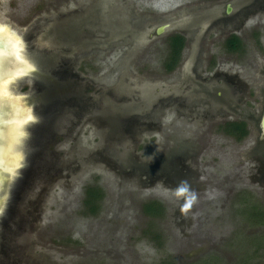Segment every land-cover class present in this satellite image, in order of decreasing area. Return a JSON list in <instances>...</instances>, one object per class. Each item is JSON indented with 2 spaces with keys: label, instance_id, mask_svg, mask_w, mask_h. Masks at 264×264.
Returning <instances> with one entry per match:
<instances>
[{
  "label": "rangeland",
  "instance_id": "obj_1",
  "mask_svg": "<svg viewBox=\"0 0 264 264\" xmlns=\"http://www.w3.org/2000/svg\"><path fill=\"white\" fill-rule=\"evenodd\" d=\"M8 1L0 0L4 9L0 23L9 22ZM140 1L143 5L138 4L137 11L144 14L137 15L131 25L137 28L148 18L154 21L158 13H174L198 0ZM23 6L22 17L10 29L20 37L30 9L27 3ZM257 14L264 19V9ZM78 26L77 38H70L62 50L64 65L69 67L62 76L76 80L75 88L71 86L75 105L62 109L58 121L44 123L38 110L32 123L33 113L27 108L28 118L20 128L32 125L25 140L30 142L31 129L39 126L36 130L41 128L45 141L39 154H25V167L18 169L13 180L18 179L16 197L6 202V209L12 211L5 216L4 210L0 216V224L7 217L9 227L0 225V264H194L208 258L212 259L201 264H236L252 251L257 252V260H248V264H264V248L257 246L264 247V227L237 216L238 204L232 203L242 187L240 168L231 165L233 159L225 162L210 152L199 158L194 150H187L197 125L187 117V87L180 92L178 87L175 91L163 88L157 98L151 94L155 88L150 86L165 79L158 63L162 55H153L154 47L164 48L160 41L139 48L126 37L116 42L122 44L119 51L107 53L100 40L106 37L102 27L96 23ZM239 32L241 37L246 33ZM45 38L38 41L36 50L45 48L50 39ZM21 62L31 69L24 59ZM24 75L11 85L12 89L16 84L12 93L19 101L40 94V85L33 86L32 79ZM91 84L100 86L94 91ZM66 86L67 81L62 92ZM58 89L49 101L63 97ZM38 107L41 113L43 108ZM190 155L194 157L189 159ZM0 169L7 175L6 167ZM182 180L189 182L197 196L186 214L180 211L183 199L174 194ZM255 181L260 195L264 186L257 185L258 178ZM92 183L103 193L95 216L86 215L81 207L84 189ZM226 191L229 201H223ZM154 200L163 205V219L142 212L143 205ZM150 233H158V243ZM247 235L255 239L253 244Z\"/></svg>",
  "mask_w": 264,
  "mask_h": 264
},
{
  "label": "flooded vegetation",
  "instance_id": "obj_2",
  "mask_svg": "<svg viewBox=\"0 0 264 264\" xmlns=\"http://www.w3.org/2000/svg\"><path fill=\"white\" fill-rule=\"evenodd\" d=\"M25 3L30 6L29 13H25L29 18L23 24L25 31L20 37L10 29L14 27L13 24L16 25L19 15L22 17V7L24 9ZM138 4L143 5L140 0H88V3L84 0L8 1L6 11L9 22L0 23V36L7 40L9 38V41H19L22 47L20 57L31 66L30 71H25L22 77L31 78L33 86L40 85V94L37 96L21 97L23 105L26 109L29 108L34 116L35 110L39 111L41 108L38 106H41L43 111L36 112L42 117L43 123L50 122L51 119L53 122L58 121L61 119L62 109H72L75 105V99L71 98V86L75 88L76 80L62 76L67 73L64 68L69 69L64 65L66 56L62 50L68 45L67 41L77 38L75 33L79 23H96L102 27L106 37L100 40L103 41V48L107 49V53L115 49L119 51L118 47L122 44L116 42L126 37L133 46L139 48H148L160 41L164 48L161 50L159 46L154 47L153 55H162L158 63L165 79L150 86L155 88L151 92L152 96L157 98L163 88L175 91L178 87L180 92L187 87V117L191 118L193 124L197 123L196 132L191 135L192 143L187 144V150H194V155L199 158L210 152L219 155L220 160L224 159L225 162L234 160L231 165L240 168L238 177L242 186L236 192L237 201L232 202L238 204L237 216L245 217L247 221L263 228L264 190L261 189L259 195L254 186L256 178L259 181L257 185L264 186V19L257 14L264 9V1L198 0L189 3L190 7L174 13H158L154 21L148 22V18L141 28L131 26L137 15L144 14L137 11ZM3 11L0 3V14ZM240 30L246 31L245 36L239 35ZM207 36L210 37L211 43L206 41ZM44 38H50L45 48L36 50L38 41ZM174 38L181 39V47L178 50L174 49ZM235 40L238 41L237 48L233 46ZM9 50L12 52L13 47ZM15 62L11 55L8 71L13 70ZM21 64L24 68L27 67L25 63ZM29 72H34V76L30 77ZM47 73L54 76L50 77ZM66 81L65 88L68 89L62 92ZM53 83L63 97L49 101V95L57 92L53 86L49 89ZM96 86L100 85L91 84L90 89L95 91L98 88ZM173 91L170 93L173 94ZM37 98L38 101L33 103L32 100ZM163 99L180 100L179 97L173 96H163ZM65 106L68 107L64 108ZM4 110L9 116H14L10 106L4 105ZM162 115H166L164 110ZM38 127L31 129L33 134L26 148L28 156L41 152L38 149L45 138L41 136V128L36 130ZM29 130L27 128V131ZM195 149H199V152ZM194 155L188 158L192 159ZM234 158L240 160L236 161ZM247 161L252 163L251 167L247 166ZM215 162H218V156ZM91 185L97 186L96 183ZM11 193L12 202L15 200L16 191ZM229 200L230 195L226 191L223 201ZM222 207L225 208L223 203ZM11 209H7L5 216ZM6 219L7 217H3L0 225L9 229ZM247 238L249 243L253 244L255 239L253 240L251 235H247ZM256 253H253L255 260Z\"/></svg>",
  "mask_w": 264,
  "mask_h": 264
},
{
  "label": "bare ground",
  "instance_id": "obj_3",
  "mask_svg": "<svg viewBox=\"0 0 264 264\" xmlns=\"http://www.w3.org/2000/svg\"><path fill=\"white\" fill-rule=\"evenodd\" d=\"M3 28V27H2ZM7 33V32H6ZM3 35V34H1ZM9 35V34H8ZM5 39V38H4ZM7 39V38H6ZM13 47V51L10 52V47ZM20 45H19V41L14 39V40H10L8 38V52L3 51L0 52V67H2L0 76V95L3 96L4 101L6 102L4 105L10 106V109L13 111V118H12V123L9 124L8 122H11L8 120H5V125H1V126H6L7 129L9 130V139L11 141V143L15 142L16 139L18 137H14L12 134L15 131H20V128L22 127V125L24 124V122L27 120V114H28V110L25 108V106H23L22 101H19V98L17 99V97L13 96L14 92L11 89V85L14 82V80L17 79V77H19L21 74L25 73V71H30L28 67L24 68L20 67V61H22V59H20ZM14 58V61H16L15 63V67L13 68V70H9L8 71V60L11 57ZM25 61V60H24ZM26 62V61H25ZM7 102H15V103H7ZM0 106V110H2V107ZM30 112V111H29ZM31 113V112H30ZM0 126V128H1ZM24 129V128H23ZM6 134H4L5 137ZM18 156H16L14 154V145H11L10 147H6L3 151V159L2 161H0V167H4L5 163H15V166L17 165L18 162ZM5 177H10V176H6Z\"/></svg>",
  "mask_w": 264,
  "mask_h": 264
},
{
  "label": "trees",
  "instance_id": "obj_4",
  "mask_svg": "<svg viewBox=\"0 0 264 264\" xmlns=\"http://www.w3.org/2000/svg\"><path fill=\"white\" fill-rule=\"evenodd\" d=\"M175 39V47L174 49H179L181 47V44L179 43V41L181 42L180 38H174ZM236 42H234V48H237L238 46V41L235 40ZM103 196V193L101 191V189L98 186H92V185H88L86 186V188L84 189L83 192V200H82V210H84V213H86V215H91V216H95L98 213V209H99V202L101 200ZM142 212L144 215H146L147 217H151V218H156V219H163L165 217V212L163 209V205L161 203H159L158 201H149L147 203H145L143 205L142 208ZM158 233H150V238L151 240L154 241H158L160 240V236L157 235ZM258 247L260 248H264L261 245H258ZM253 253L254 251H252L251 256L250 257H242V259H240V261H238L236 264H248V262L254 259L253 257ZM212 259V258H208L206 260H200L197 263L194 264H201V263H205L207 260ZM249 260V261H248ZM248 261V262H247ZM220 264H222L221 261H219ZM169 264H175L174 261H170Z\"/></svg>",
  "mask_w": 264,
  "mask_h": 264
},
{
  "label": "water",
  "instance_id": "obj_5",
  "mask_svg": "<svg viewBox=\"0 0 264 264\" xmlns=\"http://www.w3.org/2000/svg\"><path fill=\"white\" fill-rule=\"evenodd\" d=\"M0 49L8 52V40L7 39H4V43H0ZM1 70L2 69H0V73H1ZM4 118L6 120L9 119V121H11V122H8L9 124L12 123L13 116H11V115L9 116L8 113L4 110V107H2V110H0V126L1 125H5ZM263 125H264V119H263ZM1 128L5 129V133L4 134H6V135H5L4 138L7 141V147H10L11 145H14L15 142L11 143V141L9 139V135H8L9 130L7 129V127L6 126L5 127L1 126ZM263 130H264V127H263ZM28 146H29L28 142H24V155L26 154V157L28 156L27 149H26V148H28ZM4 165H5L4 167H6L7 170H8L7 175L10 176V177H8V179H7V177H5L6 170H5V172H3V170L1 171V169H0V175H1L2 180H3V188H2V190H0V198H3L5 200V208H4V210L7 213L8 210L6 209V207H7L6 202H8V201L10 202L11 195H12L11 192L13 191L15 193V191H16L15 189H16V185H17L18 179L15 182H13V180L16 179L15 173L18 171V169L15 166L14 162L13 163L12 162L11 163L10 162L9 163H5ZM0 168H3V167H0ZM11 181H12L13 184H11ZM13 187H14V190H13Z\"/></svg>",
  "mask_w": 264,
  "mask_h": 264
},
{
  "label": "snow or ice",
  "instance_id": "obj_6",
  "mask_svg": "<svg viewBox=\"0 0 264 264\" xmlns=\"http://www.w3.org/2000/svg\"><path fill=\"white\" fill-rule=\"evenodd\" d=\"M0 43H4V39L2 36H0ZM20 67H23V65H20ZM34 72H29V76H34ZM16 87V85L14 84L12 86V90H14ZM6 102L3 99V96L0 95V106H3ZM7 103H15V102H7ZM32 119V123L36 122V117L33 115L31 117ZM32 125H26L25 128L23 130L20 131H15L13 132V136L14 137H18V139H16L15 144H14V154L16 156H18V162H17V169H22L23 167H25V155H24V142L27 138V128L31 127ZM4 133H5V129L0 128V161H2L3 159V151L4 149L7 147V141L4 138ZM16 176L19 175V172L17 171L15 173ZM3 188V180L2 177H0V190H2ZM4 208H5V200L3 198H0V215H3L4 213Z\"/></svg>",
  "mask_w": 264,
  "mask_h": 264
},
{
  "label": "clouds",
  "instance_id": "obj_7",
  "mask_svg": "<svg viewBox=\"0 0 264 264\" xmlns=\"http://www.w3.org/2000/svg\"><path fill=\"white\" fill-rule=\"evenodd\" d=\"M174 194L178 199H183L180 206L182 214H186L191 210L193 205L197 202L196 193L191 189V185L187 180H182L174 190Z\"/></svg>",
  "mask_w": 264,
  "mask_h": 264
}]
</instances>
